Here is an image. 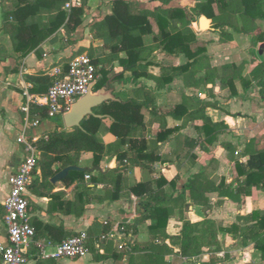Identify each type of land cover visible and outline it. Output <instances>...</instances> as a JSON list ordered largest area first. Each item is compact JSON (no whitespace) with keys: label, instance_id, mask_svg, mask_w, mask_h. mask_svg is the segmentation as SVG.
<instances>
[{"label":"crops","instance_id":"0c3cea01","mask_svg":"<svg viewBox=\"0 0 264 264\" xmlns=\"http://www.w3.org/2000/svg\"><path fill=\"white\" fill-rule=\"evenodd\" d=\"M130 1L141 9H154L161 5L159 1ZM183 1L191 2L190 6L194 5L193 0H173L168 6H184ZM113 2L114 0H92L83 17L82 25L75 32H69L62 27L27 56L13 54L5 61H0L1 206L4 207L3 203L9 191L8 178L17 171L27 155L24 145L17 142L26 122L35 120L39 122L37 126L26 129L28 138H36V141L43 133L56 126L54 118H42L31 114L30 110L28 114L23 110V106L28 102L25 93L26 91L31 93L29 91L31 84L26 81L25 74L45 70L50 74L55 68L66 71L74 52L82 47L100 46L101 42L90 31L91 23L95 17L111 14ZM192 28L200 40L207 42V54L211 57L213 66L220 67L231 62L238 64L239 60L227 59L228 53L236 51L237 55L242 56L244 52L252 49L253 40L249 38V42L245 34L229 30L232 36L221 40L219 32L214 27L201 30L199 19L192 24ZM157 34L158 27L154 24V33L146 36L145 42L151 44L153 36ZM0 39L11 49L8 34L0 33ZM238 41L248 43V50L242 52L243 50L235 49L232 44ZM262 43L264 41L259 44ZM83 53L87 54L86 51ZM154 54L155 63L149 67V72L155 76L170 73L172 65L187 62L184 54L169 55L161 49ZM17 66L20 70L13 71ZM115 67L111 75L122 70L118 61L115 62ZM125 76L129 77L130 73L126 72ZM255 86L257 85L244 90L241 84L239 86L237 83L238 95L225 97L222 96L225 91L219 81L214 85H207L213 89L212 94L206 90V86L185 85L181 77H175L163 86H158L154 79L146 77L138 79L137 84L112 83L111 88L116 98L126 100L134 97L141 101L148 99L149 108L145 109L146 136L152 141L156 140L157 131L165 124L166 128L171 129L181 125V120L168 112L181 103L184 96H191L196 100L217 101L218 107L209 108L208 114L214 121L223 122L224 131L214 143H209L204 140V135L197 132L194 122L176 129L166 140L158 142L155 154L159 159L150 163V167L135 166L128 169L118 199L112 198L110 193L113 188L109 180L101 175L118 165L114 155L104 156L100 164L95 165L91 152L82 153L78 166L88 170L84 179H75L70 185L52 181L55 186L51 189L50 195L44 194L46 191L44 188L31 185L27 192L28 213L38 231L25 251L27 264H136L133 258L139 253L142 255L147 253L137 248L150 246H154L155 252H160L163 264H264L261 252L256 249L253 240L233 237L224 230L218 231L221 246L219 252L206 253L192 259L179 256V241L176 237L184 220L194 221L209 217L224 228L234 223L244 224L242 216L255 210L264 211V188L249 187L246 189L250 192L248 194L238 191L244 177L239 176L237 163H244L249 159V148L255 150L264 147V101L260 93L253 89ZM104 123L105 128L98 132L99 138L106 144L117 143L116 136L109 131L110 120L106 119ZM185 137L197 139L199 143L190 150L184 147ZM237 150L242 151L241 155L236 154ZM57 167L58 164H55L54 168ZM39 173L37 171L35 179ZM196 174H199L200 181L207 188L205 195L209 199L208 206L191 201L189 191L187 206L183 208L175 206L174 196ZM87 175H90V179H86ZM162 178L169 182L164 186V190L168 194L165 204L170 208L171 217L165 229L151 231V220L142 219L144 199L134 195L130 187L136 183ZM171 182H175V185ZM84 186H89L84 190L85 197L94 198L92 197L85 205L83 214L79 215L76 213L81 209L78 194ZM218 186H221L222 191L216 189ZM4 214L0 215L1 244L8 243L7 230L3 222ZM104 229H109V232L103 234ZM81 230H86L89 240L95 243L98 258L93 257L91 249L80 258L52 257L56 246L68 237V233H78Z\"/></svg>","mask_w":264,"mask_h":264},{"label":"trees","instance_id":"16d2710c","mask_svg":"<svg viewBox=\"0 0 264 264\" xmlns=\"http://www.w3.org/2000/svg\"><path fill=\"white\" fill-rule=\"evenodd\" d=\"M13 6L2 13L0 33L10 36L11 49L0 39V61H5L13 54L27 56L51 37L55 32L65 27L69 32H75L83 23V17L89 9L92 0H81L80 6L64 7L69 0H10ZM159 1L161 5L154 9L139 8L130 0H114L113 12L104 16L95 17L91 23V33L101 42L100 46L82 47L74 52V56L87 52L96 66L99 77L94 82V91L103 87H110L114 82L138 83L141 77L152 78L158 86L171 82L175 77H181L185 85L206 86L212 94L214 85L219 81L225 93L222 96L233 97L238 95L237 83L244 90L249 89L254 82L259 86V93L264 101V56L257 55L256 64L251 75L243 74L244 63H224L220 67L211 64V57L207 54V42L200 40L192 28L199 17L206 16L212 21V26L219 32L221 40L232 36V32L250 35L254 42L264 41V0H193V6H168L173 0ZM1 4V2H0ZM165 6V7H164ZM154 24L158 27V34L153 36V42L148 44L145 37L154 33ZM231 30L232 32H230ZM161 49L169 55L184 54L187 62L181 65H172L170 73L155 76L149 72L153 65L155 52ZM124 54V56H121ZM119 62L121 71L115 72V62ZM19 66L13 71H19ZM126 72L130 73L126 77ZM26 81L31 84V93L42 94L48 91L54 77L48 70L25 74ZM140 89V88H138ZM218 107V102L204 99H194L184 96L183 101L177 104L170 112L181 125L176 128H166V124L157 131L156 140L152 141L146 136L145 109H148V99L139 100L130 97L126 100L116 98L98 106L94 115L85 118L80 127L68 130L62 117H50L47 106L30 104V113L42 118H54L56 126L48 130L35 142L40 151L37 175L32 185H38L50 195L55 186L53 177L68 166H78L82 153L91 152L93 163L99 165L106 155H114L118 161L116 168L103 177L109 180L113 191V199L120 197L125 183L128 169L135 166L150 167V163L159 159L155 150L159 141H164L176 129H181L189 122L195 123L199 134L204 135L205 141L214 143L219 134L224 131L223 122L214 121L208 114L209 108ZM167 113V114H168ZM109 119V131L117 138V143H104L98 132L105 128L104 121ZM199 140L185 137L184 147L193 149ZM126 147V148H124ZM249 159L237 163V170L244 182L239 192L250 193L249 187L264 188V147L253 150L249 148ZM58 164L57 168L54 165ZM88 170H71L57 182L70 185L75 179H84ZM199 174L191 177L178 194L174 196L175 206H187V191L189 199L208 206L209 199L205 193L207 188L199 179ZM55 182V183H57ZM164 178L156 181L140 182L132 185L130 191L144 199L143 220H151L150 230L165 229L171 217V211L165 201L168 194L164 186L168 184ZM175 185V182H171ZM84 186L78 197L81 209L77 214H83L85 205L91 201L85 197ZM211 190V187H209ZM216 189L221 190V186ZM29 201V200H28ZM4 207L0 205V215L4 214ZM243 223H234L221 228L212 218L201 220H184L176 235L179 241L178 254L182 258L192 259L206 253H217L221 250L218 231L224 230L233 237L254 241L256 249L261 252L264 260V211L255 210L242 216ZM31 221V220H30ZM33 225V223L31 222ZM34 226V225H33ZM128 226H126L127 229ZM134 227V226H133ZM36 234L37 228L34 226ZM109 229H104L107 234ZM35 234V237H36ZM77 233H68L71 237ZM66 236V237H67ZM67 237V238H68ZM94 258H98L95 243L89 240ZM147 251L139 253L135 259L136 264H163L160 252H155L154 246L137 248Z\"/></svg>","mask_w":264,"mask_h":264},{"label":"built area","instance_id":"2783aa9c","mask_svg":"<svg viewBox=\"0 0 264 264\" xmlns=\"http://www.w3.org/2000/svg\"><path fill=\"white\" fill-rule=\"evenodd\" d=\"M80 5L81 0H69L65 3V8ZM50 75L54 80L47 92L31 94L26 91L28 102L23 106V110L27 114L30 110L29 103L32 102L47 106L50 117L63 115L79 98L88 93L91 84L99 77L96 66L86 53L73 56L66 71L55 68ZM38 123L37 120L27 121L25 129L17 138V142L24 145L27 155L17 171L8 178L9 191L3 203L5 208L3 222L7 230L8 243H0L1 264H27L25 251L35 238L36 231L28 213L27 192L37 173L40 151L35 145L36 138L29 139L26 129L37 126ZM86 179H90V175H87ZM88 244V233L81 230L60 242L52 257L80 258L89 252Z\"/></svg>","mask_w":264,"mask_h":264},{"label":"water","instance_id":"95a60500","mask_svg":"<svg viewBox=\"0 0 264 264\" xmlns=\"http://www.w3.org/2000/svg\"><path fill=\"white\" fill-rule=\"evenodd\" d=\"M199 28L201 30L213 29L212 22L206 16L199 18ZM264 49V43L260 45L259 54L262 55ZM116 97L113 94V90L110 87H103L98 91H94V82L91 84L87 94L79 98L71 107L69 111H66L62 115L64 125L67 129L71 130L75 127H80L85 118L90 115H94V110L105 102L115 100ZM71 170H83L79 166H68L58 172L53 181H58Z\"/></svg>","mask_w":264,"mask_h":264},{"label":"rangeland","instance_id":"374dc122","mask_svg":"<svg viewBox=\"0 0 264 264\" xmlns=\"http://www.w3.org/2000/svg\"><path fill=\"white\" fill-rule=\"evenodd\" d=\"M181 3V2H180ZM191 2L189 1H183L182 2V5L184 6H190ZM13 6V3L10 1V0H1V4H0V24H1V21H2V13L4 12V10H7L9 8H11ZM212 22V21H211ZM196 25L198 26V23H196ZM261 26L262 28L264 29V22H261ZM246 36L249 40V38H251L250 36H247V35H244ZM252 41V40H251ZM250 42V40H249ZM252 49L251 51H247L249 47H247L248 43L246 44V42H243V41H238V42H234L232 44V46L235 48V49H240V50H243L242 52L244 51H247V52H244V54L241 56V55H237L236 51L235 53L233 51H230L227 55V59L228 60H239L240 63L242 62H245L244 63V71H243V74L245 75H248L250 76L251 75V72L256 64V60H257V55L260 59L263 58L264 56V49L262 50V55L259 54V48H260V44L258 42H254L252 41ZM253 50V51H252ZM241 56V58H240ZM244 57H247V59H244ZM244 59V60H242ZM238 63V64H240ZM238 85L240 86V83L238 82ZM254 85H257V82H254L253 83V86ZM253 89L257 92H259V86H255L253 87ZM60 117H62V115H60ZM242 151L241 150H237L236 151V154H239L241 155Z\"/></svg>","mask_w":264,"mask_h":264}]
</instances>
